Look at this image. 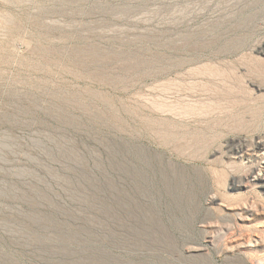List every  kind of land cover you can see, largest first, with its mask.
Returning <instances> with one entry per match:
<instances>
[{"label":"rangeland","instance_id":"374dc122","mask_svg":"<svg viewBox=\"0 0 264 264\" xmlns=\"http://www.w3.org/2000/svg\"><path fill=\"white\" fill-rule=\"evenodd\" d=\"M224 39L249 55L264 0H0V264H264V188L161 134L159 69Z\"/></svg>","mask_w":264,"mask_h":264},{"label":"bare ground","instance_id":"6f19581e","mask_svg":"<svg viewBox=\"0 0 264 264\" xmlns=\"http://www.w3.org/2000/svg\"><path fill=\"white\" fill-rule=\"evenodd\" d=\"M246 50V42L241 39L195 46L188 52L191 55L171 59L156 74L157 78L164 73L176 76L166 88L170 102L158 105L169 115V123L161 130L163 140L178 157L186 155V159L195 161L198 164L195 170L200 176L209 173L202 169V164H218L208 161V157L221 149L222 166L228 173V185L232 189L245 187L251 180L255 186L264 188V174L263 177L257 175L264 171V166L260 168V161H264V135L258 136L264 128V40L249 49V55L233 59ZM199 51L207 55L203 57ZM240 132L252 134L255 140L228 137ZM261 138L263 141H256ZM245 159H248L247 165L243 164ZM170 165L173 172L179 171L183 176L188 169L181 162H170ZM211 174L220 177L214 171Z\"/></svg>","mask_w":264,"mask_h":264}]
</instances>
